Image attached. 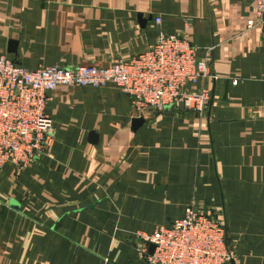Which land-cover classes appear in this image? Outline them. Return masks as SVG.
Masks as SVG:
<instances>
[{"label":"crops","instance_id":"0c3cea01","mask_svg":"<svg viewBox=\"0 0 264 264\" xmlns=\"http://www.w3.org/2000/svg\"><path fill=\"white\" fill-rule=\"evenodd\" d=\"M253 12L254 0H0V55L28 70L107 67L161 31L201 57L212 48V76L194 87L210 92L203 114L138 115L113 85L47 93L49 145L24 169L0 168V264H144L137 234L191 204L223 224L233 264H264V27L248 25Z\"/></svg>","mask_w":264,"mask_h":264},{"label":"built area","instance_id":"2783aa9c","mask_svg":"<svg viewBox=\"0 0 264 264\" xmlns=\"http://www.w3.org/2000/svg\"><path fill=\"white\" fill-rule=\"evenodd\" d=\"M154 23L159 25L161 18L156 17ZM248 25L264 27V0H254ZM211 51L207 49L201 57L186 36L161 31L146 51L107 67L49 65L28 70L0 55V168L9 164L16 170L24 169L47 148L53 127L44 111L47 93L60 87L101 89L113 85L130 98L138 115L177 106L205 113L210 92L194 87L212 76ZM136 238L141 241L139 253L144 264L235 261L223 224L194 204L184 209L181 218L156 227L151 234L138 233Z\"/></svg>","mask_w":264,"mask_h":264},{"label":"water","instance_id":"95a60500","mask_svg":"<svg viewBox=\"0 0 264 264\" xmlns=\"http://www.w3.org/2000/svg\"><path fill=\"white\" fill-rule=\"evenodd\" d=\"M140 122H143V120H142V119H136V120L133 121V124H134V125H137V124L140 123ZM153 250H154L153 245H150V246H149V253H152ZM231 264H233V262H232Z\"/></svg>","mask_w":264,"mask_h":264}]
</instances>
